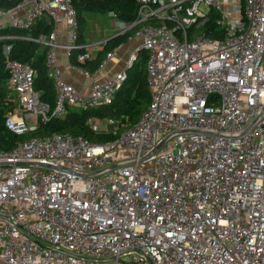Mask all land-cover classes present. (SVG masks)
I'll return each instance as SVG.
<instances>
[{
	"label": "built area",
	"instance_id": "1",
	"mask_svg": "<svg viewBox=\"0 0 264 264\" xmlns=\"http://www.w3.org/2000/svg\"><path fill=\"white\" fill-rule=\"evenodd\" d=\"M138 3L130 28L141 25L148 51L149 105L115 140L55 132L0 150V264H264V0ZM210 11L223 35L190 37ZM46 15L54 29L35 40L56 101L41 98L29 62L8 57L19 107L6 126L18 134L68 107L112 104L138 55L82 92L56 50L63 22L69 55L81 46L74 0H20L0 7V25ZM102 121L119 130L91 120Z\"/></svg>",
	"mask_w": 264,
	"mask_h": 264
},
{
	"label": "trees",
	"instance_id": "2",
	"mask_svg": "<svg viewBox=\"0 0 264 264\" xmlns=\"http://www.w3.org/2000/svg\"><path fill=\"white\" fill-rule=\"evenodd\" d=\"M19 1L0 0V7L9 9ZM74 6L79 16L78 42L81 46L71 52L70 59L72 63L78 64L80 63L78 55L87 52L84 46L87 31L86 14L88 12H112L123 22L131 23L137 18L139 3L138 0H74ZM219 17L220 13L210 11L209 20L203 26L199 29L195 27L190 29V37L195 32L221 37L225 29L216 22ZM140 26L138 24L133 29ZM52 30L53 24L45 19V16L28 29L0 25V150H10L20 140L33 136L45 137L55 132L84 136L96 143L115 140L126 126L138 120L140 114L150 103L151 91L147 77L148 51L142 48L133 64L128 68L127 78L116 93L112 104L87 109L68 107L64 116L50 114L47 118H40L36 128L24 133L18 134L9 130L6 126L7 115L10 110L14 109L16 101L9 97L6 85L10 76L6 67L8 57L29 62L37 73L36 90L41 92L42 99L49 101L52 106L55 104L54 83L46 71L47 47L35 40L41 34H50ZM130 34L131 31H127L113 37L96 58L86 60L82 65L94 72L100 67L105 53L125 41ZM7 47L10 48L8 51ZM105 118H112L119 123V130L114 132L110 128L98 130L93 127L91 120Z\"/></svg>",
	"mask_w": 264,
	"mask_h": 264
},
{
	"label": "crops",
	"instance_id": "3",
	"mask_svg": "<svg viewBox=\"0 0 264 264\" xmlns=\"http://www.w3.org/2000/svg\"><path fill=\"white\" fill-rule=\"evenodd\" d=\"M45 19L52 22L47 15L45 16ZM86 21L87 31L85 34L86 42L84 43L87 50L86 58L82 61H78L80 62L78 64L71 62L70 55L63 46L67 39V23H59L55 27L58 41L56 50L59 65L64 73V78L82 92H89L95 81H107L118 71L128 68L130 56L136 50L139 54L140 49H142L141 26L137 29H133L134 27L130 28V23L123 22L115 13L112 12H88L86 14ZM127 31H131L129 37L111 50L113 52L112 56L107 57L108 52L105 53L100 67L92 72V75H86L82 72L83 69L89 71L88 68L82 65L86 62V60L96 58L97 55L105 49V45L110 39ZM7 89L9 97L16 101L14 109H17L19 107L18 95L14 90L9 89L8 87ZM106 126L105 122L102 121L101 130H105L107 128Z\"/></svg>",
	"mask_w": 264,
	"mask_h": 264
},
{
	"label": "rangeland",
	"instance_id": "4",
	"mask_svg": "<svg viewBox=\"0 0 264 264\" xmlns=\"http://www.w3.org/2000/svg\"><path fill=\"white\" fill-rule=\"evenodd\" d=\"M89 23H90V22H89ZM106 127L110 128L109 126H106Z\"/></svg>",
	"mask_w": 264,
	"mask_h": 264
}]
</instances>
